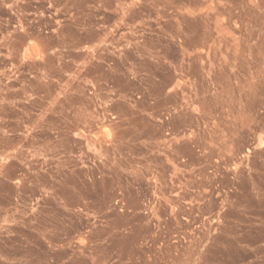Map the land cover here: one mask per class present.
<instances>
[{
    "label": "rangeland",
    "instance_id": "1",
    "mask_svg": "<svg viewBox=\"0 0 264 264\" xmlns=\"http://www.w3.org/2000/svg\"><path fill=\"white\" fill-rule=\"evenodd\" d=\"M0 264H264V0H0Z\"/></svg>",
    "mask_w": 264,
    "mask_h": 264
}]
</instances>
